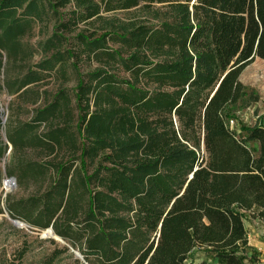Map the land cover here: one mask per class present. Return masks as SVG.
Here are the masks:
<instances>
[{
	"label": "trees",
	"instance_id": "1",
	"mask_svg": "<svg viewBox=\"0 0 264 264\" xmlns=\"http://www.w3.org/2000/svg\"><path fill=\"white\" fill-rule=\"evenodd\" d=\"M140 4L175 12L102 19ZM48 27L45 55L26 66L23 40ZM255 58L264 0H0V95H14L0 189L3 175L6 190L37 185L13 215L79 252L77 264H246L245 213L264 219V125L239 137L228 120ZM68 70L72 88L40 90ZM195 248L213 262L188 261Z\"/></svg>",
	"mask_w": 264,
	"mask_h": 264
},
{
	"label": "rangeland",
	"instance_id": "2",
	"mask_svg": "<svg viewBox=\"0 0 264 264\" xmlns=\"http://www.w3.org/2000/svg\"><path fill=\"white\" fill-rule=\"evenodd\" d=\"M174 8H169L162 4H153L145 6L138 5L130 10L115 11L112 13H102V19L105 22H116L118 24H159L162 21L169 20ZM51 29L33 28V35L25 38L23 41L30 50L26 66H35L45 55L40 48L43 39L50 35ZM47 85L40 87L50 95L57 88H72L74 86V73L68 70L66 76L59 73L47 79ZM240 81L245 87V96L237 104L232 112L231 128L239 137L244 136V128L255 124L264 125V60L255 58L248 64L240 74ZM14 100V95H0V117L5 120L10 114L9 104ZM31 106H23L22 111L18 112L20 118H29ZM228 120V121H229ZM229 123V122H228ZM3 136V130H0ZM253 142H248V147L257 154V149ZM8 153V152H7ZM4 162H0V168L3 169ZM9 176L3 175L2 182ZM27 186V185H26ZM19 187L15 181L13 187L6 190V186L0 189V264L2 262H14L17 264H77L73 252L69 249L63 250L64 245L59 238L53 236L44 230L28 227L22 220L13 215L11 204H14L20 198H26L28 193L33 192L37 185L29 184L28 187ZM10 208L11 211L8 209ZM251 216V215H250ZM74 250V249H72ZM246 259V264H255ZM207 260L213 262L208 252L203 248H195L189 255L188 261L199 262ZM214 264H217L214 262Z\"/></svg>",
	"mask_w": 264,
	"mask_h": 264
},
{
	"label": "crops",
	"instance_id": "3",
	"mask_svg": "<svg viewBox=\"0 0 264 264\" xmlns=\"http://www.w3.org/2000/svg\"><path fill=\"white\" fill-rule=\"evenodd\" d=\"M254 147L258 149L256 142H253ZM246 212L244 218V225L247 234V251L246 255L252 256L250 262H255L253 258L261 257L259 261L256 258L255 264H264V219H259L250 216Z\"/></svg>",
	"mask_w": 264,
	"mask_h": 264
},
{
	"label": "water",
	"instance_id": "4",
	"mask_svg": "<svg viewBox=\"0 0 264 264\" xmlns=\"http://www.w3.org/2000/svg\"><path fill=\"white\" fill-rule=\"evenodd\" d=\"M22 222V221H21ZM27 225V224H26ZM28 226V225H27ZM29 227V226H28ZM50 229V228H49ZM51 230V229H50ZM51 232H52V230H51ZM53 233V232H52ZM59 241L60 242H62V244H64L65 246H67L72 252H73V255H74V257L75 258H77V259H79V260H83V258H82V256L80 255V253L79 252H77L76 250H72V248L70 247V246H68V245H66V243L63 241V240H61L60 238H59Z\"/></svg>",
	"mask_w": 264,
	"mask_h": 264
},
{
	"label": "built area",
	"instance_id": "5",
	"mask_svg": "<svg viewBox=\"0 0 264 264\" xmlns=\"http://www.w3.org/2000/svg\"><path fill=\"white\" fill-rule=\"evenodd\" d=\"M229 123H228V125L230 126V128H231V123H232V120H229L228 121ZM232 129V128H231ZM11 178H5L4 180H3V182H2V184H3V186H6L7 184H8V181L10 180ZM218 264V263H217Z\"/></svg>",
	"mask_w": 264,
	"mask_h": 264
}]
</instances>
